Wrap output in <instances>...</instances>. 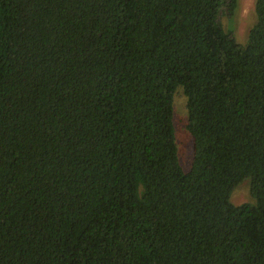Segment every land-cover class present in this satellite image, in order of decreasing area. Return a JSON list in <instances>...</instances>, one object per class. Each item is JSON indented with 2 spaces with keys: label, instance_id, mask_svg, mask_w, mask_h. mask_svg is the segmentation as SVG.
Segmentation results:
<instances>
[{
  "label": "trees",
  "instance_id": "obj_1",
  "mask_svg": "<svg viewBox=\"0 0 264 264\" xmlns=\"http://www.w3.org/2000/svg\"><path fill=\"white\" fill-rule=\"evenodd\" d=\"M237 9L0 0V264H264V0L245 44Z\"/></svg>",
  "mask_w": 264,
  "mask_h": 264
},
{
  "label": "rangeland",
  "instance_id": "obj_2",
  "mask_svg": "<svg viewBox=\"0 0 264 264\" xmlns=\"http://www.w3.org/2000/svg\"><path fill=\"white\" fill-rule=\"evenodd\" d=\"M255 2L256 0H238V9L232 16L225 13L221 15L224 27L227 30H231L242 44L247 42L249 31L256 22ZM174 110L179 159L184 167L183 169L188 170L192 164L194 146L192 136L187 129L188 113L186 96L182 87H179L175 93ZM231 199L236 205L253 201L248 179L235 187Z\"/></svg>",
  "mask_w": 264,
  "mask_h": 264
}]
</instances>
